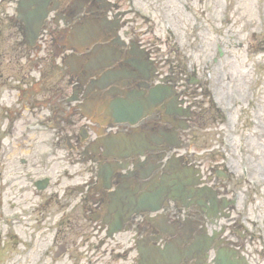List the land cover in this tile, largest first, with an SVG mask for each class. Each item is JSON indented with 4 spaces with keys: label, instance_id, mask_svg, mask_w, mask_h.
I'll use <instances>...</instances> for the list:
<instances>
[{
    "label": "flooded vegetation",
    "instance_id": "flooded-vegetation-1",
    "mask_svg": "<svg viewBox=\"0 0 264 264\" xmlns=\"http://www.w3.org/2000/svg\"><path fill=\"white\" fill-rule=\"evenodd\" d=\"M4 1L14 2L1 0L0 5ZM23 2L29 8L21 13L29 23L37 21L44 4L45 18L36 31L17 21V0L7 36H19L31 50L27 43L37 33L32 50L37 66H43L38 82L46 86L55 72L60 79L47 99L53 126L45 118L21 127L7 119L0 141V211L6 199L16 202L26 193L24 187H32L39 200L30 216L37 214L45 241L40 264L68 256L73 264L82 256L86 264H107L116 255L115 264H153L156 246L172 247L183 257L173 264H218L221 256L233 264H262L255 241L263 249L264 232L256 231L253 221L262 211L243 187L256 190L258 184L232 176L236 153L230 161L222 159L225 170L206 168V152L194 146L207 125L202 122L207 110L214 111L213 124L228 122L230 114L222 109L225 103L227 110L236 106L234 85L223 95L207 82L204 48L194 63L179 52L173 33H167L171 29L164 20L170 21L169 16L161 20L165 34H156L151 17L159 16L156 8L166 3ZM2 28L0 24V39ZM216 51L222 56L220 48ZM29 58L30 51L23 53L22 59ZM22 77L13 84L25 92L30 85ZM132 107L137 111L133 118ZM33 133L52 134L53 142L45 143L49 156L46 151L37 155L32 175L22 176L13 153L32 149ZM243 152L241 165L249 166V153ZM17 164L27 162L19 159Z\"/></svg>",
    "mask_w": 264,
    "mask_h": 264
},
{
    "label": "rangeland",
    "instance_id": "rangeland-1",
    "mask_svg": "<svg viewBox=\"0 0 264 264\" xmlns=\"http://www.w3.org/2000/svg\"><path fill=\"white\" fill-rule=\"evenodd\" d=\"M163 1L166 4L162 9L156 8L159 16L154 13L151 17L155 22L153 25L156 34H165L164 22H168L171 31L167 33H173L176 49L185 52L192 63L197 53L200 54L199 51L204 48L207 61L206 80L209 84L215 83L223 95L228 94L231 83L234 85L237 104L227 110L229 103H225L222 109L224 113L230 114L228 122L220 125L216 120L213 124L211 117L214 111L207 110L202 120L203 124L207 125L203 126L202 133L195 138L194 146L200 147L201 153L206 152V168L213 166L225 170L222 159L229 160V156L233 157L236 153V162L231 161V166L235 169L232 176L250 179L258 184L260 189L256 190H252L251 186L250 190L243 187L248 190L247 194L250 195L253 206L262 211L259 216L255 214L253 217L257 225L255 230L264 232V0ZM14 2L9 5L4 1L0 5V24L3 26V38L0 39V141L4 140L3 131L9 116L17 127L26 123L34 126L43 121L42 118L48 120L50 126L55 124L52 116L46 111L49 109L47 99L52 98L55 87L53 84L60 79V75L55 72L53 78L51 77L52 80H47L46 86L44 82L43 85L39 83L43 66L42 68L37 66V61L33 58L36 50H28L23 46L19 36L14 39L7 36L11 27L9 18L16 6ZM167 16L170 17L171 22L164 20L161 23V20ZM14 33L17 34V31L15 30ZM168 42L167 52H170L171 42ZM156 45L161 46L159 43ZM218 48L222 50L221 57L217 54ZM26 51H30L28 60L22 59ZM168 54L172 55V53ZM214 58L217 60L216 63L212 62ZM23 74L26 75V81L30 85V89L25 92L17 91V87L15 88L13 84V80L15 84L18 80L21 81ZM67 94L69 92L64 91V95ZM56 101L52 100V106ZM19 109L24 111L20 113ZM253 121L257 125L254 126ZM33 130L35 129H31ZM51 135L33 133L30 137L32 149L13 153L14 165L22 176L32 175V170H35L32 166L35 167L37 164V155L45 151L46 154L49 153V146L46 148L45 143L53 142ZM240 150L249 153V166L241 165ZM19 159L26 160L27 168L25 165L19 167L17 164ZM213 162L215 165L212 164ZM24 189L27 190L26 193L21 195L20 199L17 198L16 202L10 198V201L6 199L5 206L0 211L3 215V221L0 222V235H3L0 237V264H40L41 247L45 245V241L38 233L41 226L39 218L37 220L34 218L37 214L30 216L39 198L35 197L36 193L30 185ZM255 243L260 262L264 264V251L260 245L259 248L257 241ZM27 244H31V247L28 248ZM76 252L74 256L82 253L81 249ZM84 257L82 256L79 264H86L87 257L85 261ZM117 259L118 255L107 264H115ZM73 263V257L68 256L56 264Z\"/></svg>",
    "mask_w": 264,
    "mask_h": 264
},
{
    "label": "water",
    "instance_id": "water-1",
    "mask_svg": "<svg viewBox=\"0 0 264 264\" xmlns=\"http://www.w3.org/2000/svg\"><path fill=\"white\" fill-rule=\"evenodd\" d=\"M45 7H46V4H44L43 7H41L38 10L39 14L37 16V21L36 22L32 21V22L29 23L27 21V18L21 13V10L24 9L23 12H25L29 8V6H26L25 7L23 0H20L18 2V9L16 11L17 14H18V18L17 19H18V21H21L22 23H24L27 27L33 28V30L36 31L37 30V27L40 25V23L45 18ZM37 36H38L37 33L33 34L32 38H31V41L27 43L28 47H30V48L34 47V41L37 39ZM127 108H129V107L127 106ZM131 111H132L131 115L132 116H135L136 113H137V111L134 108ZM116 113H118V115L121 116V112H118L117 111ZM164 251L167 252L168 249H165ZM167 254L168 253H162L159 256L161 261H159L158 264H169V256ZM170 258L171 259H174V260H180V257L179 256H176V257L175 256H172ZM217 262H218V264H232L227 256H221L218 259Z\"/></svg>",
    "mask_w": 264,
    "mask_h": 264
},
{
    "label": "bare ground",
    "instance_id": "bare-ground-1",
    "mask_svg": "<svg viewBox=\"0 0 264 264\" xmlns=\"http://www.w3.org/2000/svg\"><path fill=\"white\" fill-rule=\"evenodd\" d=\"M133 108H134V107H132V109H133ZM134 109H135V108H134ZM125 110H126V109H125ZM135 110H136V109H135ZM118 112H120V111H118ZM131 113H132V111H131ZM131 113H130V114H131ZM123 115H124V112H121V116H123ZM121 116H120V117H121ZM131 116H132V115H131ZM135 116H137V113H136ZM135 116H132V118L135 117ZM261 128H263V127L261 126ZM164 250H165V248H163V249H158V250L156 251V253H157L156 258H157V259H156V260L153 259V260H154V261L152 262L153 264H158L159 261H161L159 256H160L162 253H168L167 255L169 256V264H173L175 261H177V262L182 261L183 257H182L180 254H179V255H173V254L171 255L170 248L168 249L167 252H165ZM172 256H175V257H176V256H179V257H180V260H174V259H171L170 257H172ZM145 263H146V264H150L151 262H150V260H148V261L145 260Z\"/></svg>",
    "mask_w": 264,
    "mask_h": 264
}]
</instances>
